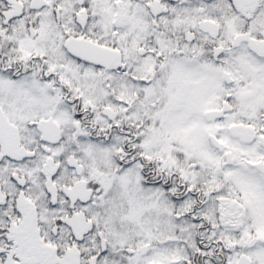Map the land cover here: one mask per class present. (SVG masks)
<instances>
[{"label": "snow or ice", "instance_id": "1", "mask_svg": "<svg viewBox=\"0 0 264 264\" xmlns=\"http://www.w3.org/2000/svg\"><path fill=\"white\" fill-rule=\"evenodd\" d=\"M0 264H264V0H0Z\"/></svg>", "mask_w": 264, "mask_h": 264}]
</instances>
